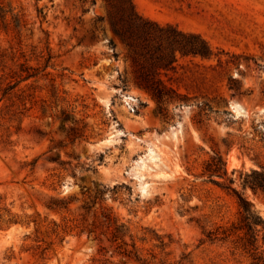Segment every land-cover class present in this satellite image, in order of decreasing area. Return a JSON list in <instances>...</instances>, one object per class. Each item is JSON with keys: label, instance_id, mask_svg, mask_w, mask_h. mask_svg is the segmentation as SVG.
I'll list each match as a JSON object with an SVG mask.
<instances>
[{"label": "rangeland", "instance_id": "rangeland-1", "mask_svg": "<svg viewBox=\"0 0 264 264\" xmlns=\"http://www.w3.org/2000/svg\"><path fill=\"white\" fill-rule=\"evenodd\" d=\"M133 1L213 48L162 74L174 101L134 82L116 1L0 0L5 64L39 68L0 101V264H252L238 234L208 235L239 194L264 219L244 184L264 166V0ZM217 152L227 174H204Z\"/></svg>", "mask_w": 264, "mask_h": 264}, {"label": "trees", "instance_id": "trees-1", "mask_svg": "<svg viewBox=\"0 0 264 264\" xmlns=\"http://www.w3.org/2000/svg\"><path fill=\"white\" fill-rule=\"evenodd\" d=\"M119 6L118 16L111 19L112 31L121 38L127 49V58L131 60L134 69L133 80L139 87L147 90L159 101H174L178 96L176 91L169 87L162 78L163 73L175 69L177 55H194L211 57L213 48L197 33L181 30L174 24H161L155 20L143 16L136 8L133 0H114ZM43 12V10H39ZM99 20H103L100 18ZM6 53L0 54V101L6 98L22 81L36 77L39 68L29 66L26 62L19 63V70H13L5 64ZM15 56L11 60H14ZM9 69L8 72H5ZM10 79V80H9ZM127 86V80H122ZM27 102H23L22 109H26ZM22 112V111H20ZM66 118V117H64ZM224 176L227 174L226 163L223 155L217 152L206 164L204 174ZM244 184L249 185L255 191L264 192V166L260 170H253L244 178ZM241 215L233 228L223 231H210L211 240L218 237L229 238L236 235L239 245L252 259V264H264V219L247 197L239 194ZM69 202L65 199H56L50 205L52 209H68ZM109 224H111L109 222ZM115 224V239L123 231L124 225ZM112 226V225H110ZM123 253H126L124 251Z\"/></svg>", "mask_w": 264, "mask_h": 264}, {"label": "bare ground", "instance_id": "bare-ground-1", "mask_svg": "<svg viewBox=\"0 0 264 264\" xmlns=\"http://www.w3.org/2000/svg\"><path fill=\"white\" fill-rule=\"evenodd\" d=\"M242 113H248V110L245 108V107H242V110H241Z\"/></svg>", "mask_w": 264, "mask_h": 264}]
</instances>
